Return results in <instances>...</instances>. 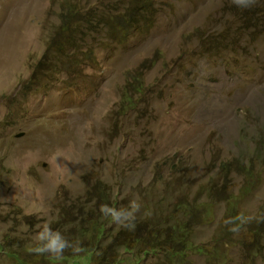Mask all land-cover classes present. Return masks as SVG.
<instances>
[{"label": "rangeland", "instance_id": "rangeland-1", "mask_svg": "<svg viewBox=\"0 0 264 264\" xmlns=\"http://www.w3.org/2000/svg\"><path fill=\"white\" fill-rule=\"evenodd\" d=\"M107 1L122 19L94 49L98 66L26 93L64 0H0V264H21L13 251L24 264H97L86 250L34 254L37 225L81 232L82 249L94 222L85 232L68 222L73 205L95 206L99 221L101 204L132 200L134 230L105 221L121 235L105 239L108 259L129 264L144 249L138 264H264V0H146L124 35L132 0ZM208 34L229 42L203 43ZM182 202L198 206L186 214ZM237 217L234 233L226 221ZM153 221L164 231L156 244L145 233Z\"/></svg>", "mask_w": 264, "mask_h": 264}, {"label": "trees", "instance_id": "trees-1", "mask_svg": "<svg viewBox=\"0 0 264 264\" xmlns=\"http://www.w3.org/2000/svg\"><path fill=\"white\" fill-rule=\"evenodd\" d=\"M148 4L149 2L146 0H132L130 6L126 7L124 23L121 27L123 35L133 30V28L135 29L141 23V16L144 17L142 10L148 8ZM114 10L115 8L107 0H64L63 9L59 13V23L52 32L53 34L50 37L49 44L37 59V63L31 73V80L25 83L26 88L23 89L26 90V93L32 91V88L34 89V86L39 81L51 79L54 76H50L60 72L66 73L73 78L79 77L83 73L87 74L86 69L89 68V65L97 67L98 60L94 54V49L101 50L107 46L108 38L113 36L120 19H122L121 16H116ZM252 13L255 14V10ZM221 36L223 35L216 36L215 34H208L202 37V42L214 43L224 40L227 43L229 42L224 36L220 38ZM64 61L66 64H64ZM59 64H62V66L55 68ZM141 86L142 82L140 80L132 81L131 83V87L137 91L140 90ZM52 87L53 85L51 84L47 90H50ZM129 89L130 85L127 84L123 90L124 101L130 98L128 94ZM101 193V197L105 199L106 193L104 191ZM206 203L207 201L202 203L203 207ZM197 206L198 204L196 202H182L178 204V207L186 214L191 213ZM72 209L74 211L70 214L68 222L72 221L77 227L80 226L82 232H85V224L94 222L91 226L94 232L93 237L82 248L83 251L86 250L85 256H90L91 260H95L97 264H119L120 261L125 262L127 260L122 256L117 260L114 258V255L108 259V249H106L107 247L104 248L105 239H112L109 243L111 245L115 244L114 241L121 239V235L117 237L113 236L112 228L105 227V221L111 220L110 218L102 216V219L97 221L94 219L95 213L97 212L95 206H92L89 212H86L85 204L83 203H79L76 206V210L73 205ZM137 230H140V228H137ZM163 232L161 223H158V221H153L145 227V233L148 234V241L152 244L157 243L155 240H158ZM66 238L72 242H76L82 238V233L79 232V236L76 235L74 239L68 236ZM138 238V236L135 237V239ZM122 245L126 251H131L130 246ZM141 252L146 255L148 254L144 249L136 252V261H131L129 264H138L141 260ZM166 254L168 256L165 257L170 260L172 258L171 254ZM10 255L21 264H24L22 261L23 258L17 252H10ZM71 264L82 263L81 261L73 260ZM163 264H168V261Z\"/></svg>", "mask_w": 264, "mask_h": 264}, {"label": "clouds", "instance_id": "clouds-1", "mask_svg": "<svg viewBox=\"0 0 264 264\" xmlns=\"http://www.w3.org/2000/svg\"><path fill=\"white\" fill-rule=\"evenodd\" d=\"M231 2L240 8H248L255 4V0H231ZM142 18L141 16V20ZM140 207L141 205L137 200H132L129 202L127 208H116L108 204H101L99 210L104 217L110 218L113 223L128 230H134L136 227V213L139 212ZM236 220H240L241 224L244 223L241 217L226 221V223L232 224L229 230L234 233L238 232L241 226V224L235 222ZM21 229L25 230L23 224H21ZM37 229L38 230L32 237L34 245L30 249V251L36 255H49L51 257L60 258L69 250L74 254L82 251L79 241H70L61 231L54 230L47 222L42 225H37Z\"/></svg>", "mask_w": 264, "mask_h": 264}]
</instances>
